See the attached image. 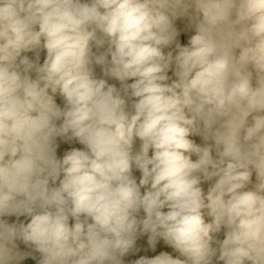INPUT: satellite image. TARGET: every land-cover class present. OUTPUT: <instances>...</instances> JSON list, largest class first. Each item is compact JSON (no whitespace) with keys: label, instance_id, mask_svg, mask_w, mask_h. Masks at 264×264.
<instances>
[{"label":"clouds","instance_id":"obj_1","mask_svg":"<svg viewBox=\"0 0 264 264\" xmlns=\"http://www.w3.org/2000/svg\"><path fill=\"white\" fill-rule=\"evenodd\" d=\"M29 262L264 264V0H0V264Z\"/></svg>","mask_w":264,"mask_h":264},{"label":"trees","instance_id":"obj_2","mask_svg":"<svg viewBox=\"0 0 264 264\" xmlns=\"http://www.w3.org/2000/svg\"><path fill=\"white\" fill-rule=\"evenodd\" d=\"M144 241H140V243H143ZM164 247V246H163ZM162 246L160 245L159 247H158V249H157V252H159V251H161V250H165V251H171V249H166V248H162ZM149 255H152L151 253H148ZM127 260H131V259H133V257H131V256H129V257H127L126 258ZM29 264H31V262H29Z\"/></svg>","mask_w":264,"mask_h":264},{"label":"rangeland","instance_id":"obj_3","mask_svg":"<svg viewBox=\"0 0 264 264\" xmlns=\"http://www.w3.org/2000/svg\"><path fill=\"white\" fill-rule=\"evenodd\" d=\"M143 241V240H142ZM161 246H163L162 244H161ZM163 249L165 248V247H162Z\"/></svg>","mask_w":264,"mask_h":264}]
</instances>
